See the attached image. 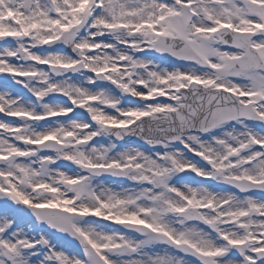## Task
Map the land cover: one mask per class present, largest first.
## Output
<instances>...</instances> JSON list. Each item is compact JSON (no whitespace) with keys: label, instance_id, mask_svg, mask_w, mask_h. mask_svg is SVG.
Returning <instances> with one entry per match:
<instances>
[{"label":"snow or ice","instance_id":"obj_1","mask_svg":"<svg viewBox=\"0 0 264 264\" xmlns=\"http://www.w3.org/2000/svg\"><path fill=\"white\" fill-rule=\"evenodd\" d=\"M0 78V264H264V0H0Z\"/></svg>","mask_w":264,"mask_h":264},{"label":"rangeland","instance_id":"obj_2","mask_svg":"<svg viewBox=\"0 0 264 264\" xmlns=\"http://www.w3.org/2000/svg\"><path fill=\"white\" fill-rule=\"evenodd\" d=\"M23 91L26 93L25 94L26 96H30V94L27 93V90H23ZM52 99L55 100L54 98H49V101H53ZM0 119H9L10 120V118H5V117L4 118H0ZM101 179H105V178L101 177ZM110 181H111V178H109L108 180H106V182H110ZM125 183H127V182H125Z\"/></svg>","mask_w":264,"mask_h":264},{"label":"bare ground","instance_id":"obj_3","mask_svg":"<svg viewBox=\"0 0 264 264\" xmlns=\"http://www.w3.org/2000/svg\"><path fill=\"white\" fill-rule=\"evenodd\" d=\"M77 77H73V79H76ZM82 79V77H80ZM60 102H64V103H67V101H57V102H54V101H51L50 103H60Z\"/></svg>","mask_w":264,"mask_h":264}]
</instances>
